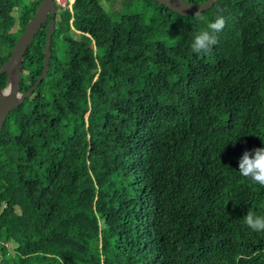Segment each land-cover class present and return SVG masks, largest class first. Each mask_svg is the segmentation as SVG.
I'll return each instance as SVG.
<instances>
[{
  "label": "trees",
  "instance_id": "obj_1",
  "mask_svg": "<svg viewBox=\"0 0 264 264\" xmlns=\"http://www.w3.org/2000/svg\"><path fill=\"white\" fill-rule=\"evenodd\" d=\"M41 1L0 0V67ZM112 1L57 7L48 73L0 130V264H264V232L243 219L264 215V187L238 172L264 147V0L201 11L226 21L201 54L194 14Z\"/></svg>",
  "mask_w": 264,
  "mask_h": 264
},
{
  "label": "water",
  "instance_id": "obj_2",
  "mask_svg": "<svg viewBox=\"0 0 264 264\" xmlns=\"http://www.w3.org/2000/svg\"><path fill=\"white\" fill-rule=\"evenodd\" d=\"M160 4H163L170 9L182 14L193 15L195 12L203 11L211 7L218 0H206L201 3H192L187 0H155ZM57 3L56 0H42L34 16L29 21L24 32L18 37L17 42L12 50L11 57L0 67V77L3 73L8 74L10 81V74L13 72V81L15 83V91L17 97L5 98L2 95L4 88L0 85V130L8 116V114L16 107H18L27 97L31 96L38 88L39 84L46 77L49 70V60L51 56V40L54 33L55 21L57 15ZM49 16L51 20L49 23L48 39L46 43V56L45 67L35 84L30 87L26 92L20 93V81L22 75V65L24 55L27 52L29 46L33 43L35 36L40 31L42 26L46 23ZM91 48H94V43L90 44Z\"/></svg>",
  "mask_w": 264,
  "mask_h": 264
},
{
  "label": "clouds",
  "instance_id": "obj_3",
  "mask_svg": "<svg viewBox=\"0 0 264 264\" xmlns=\"http://www.w3.org/2000/svg\"><path fill=\"white\" fill-rule=\"evenodd\" d=\"M222 11L218 6L215 18L211 21H206V18L199 11L194 13L193 19L198 22H206V27L201 28L194 34L190 45L192 53H207L218 43V33L224 29L226 24L225 18L220 14ZM2 95L5 98L12 95L11 85L3 90ZM238 168L241 176L249 178L253 183L264 187V147L254 148L251 151L245 150L238 161ZM243 219L251 230L264 232V215L248 211Z\"/></svg>",
  "mask_w": 264,
  "mask_h": 264
},
{
  "label": "rangeland",
  "instance_id": "obj_4",
  "mask_svg": "<svg viewBox=\"0 0 264 264\" xmlns=\"http://www.w3.org/2000/svg\"><path fill=\"white\" fill-rule=\"evenodd\" d=\"M56 3H57V6L59 7V6H62V7H69V8H71V6H72V3H73V0H69V3H67V0H56ZM112 4H113V6H114V8L113 9H119L121 6V0H113L112 2H111ZM105 4L106 5H108L109 4V2H105ZM142 9H144L143 7H142ZM12 19V14L9 16V20H11ZM10 82V81H9ZM9 82H8V85H9ZM8 87V86H7ZM6 87V88H7ZM5 89V88H4ZM3 258V256L0 254V259H2ZM3 264H5V263H3ZM11 264H23V258H18L15 262H13V263H11Z\"/></svg>",
  "mask_w": 264,
  "mask_h": 264
},
{
  "label": "bare ground",
  "instance_id": "obj_5",
  "mask_svg": "<svg viewBox=\"0 0 264 264\" xmlns=\"http://www.w3.org/2000/svg\"><path fill=\"white\" fill-rule=\"evenodd\" d=\"M9 85H11L12 87V95H10L9 97L7 98H10V97H17V93H16V89H15V83L13 81V72L10 74V82H9ZM8 85V86H9ZM2 93H3V90H2Z\"/></svg>",
  "mask_w": 264,
  "mask_h": 264
}]
</instances>
